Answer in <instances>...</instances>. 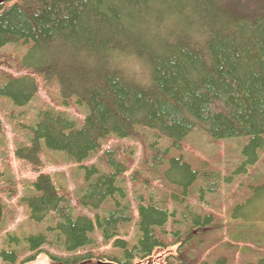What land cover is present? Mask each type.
<instances>
[{
    "label": "trees",
    "instance_id": "obj_1",
    "mask_svg": "<svg viewBox=\"0 0 264 264\" xmlns=\"http://www.w3.org/2000/svg\"><path fill=\"white\" fill-rule=\"evenodd\" d=\"M9 45L18 52L15 68L26 73L0 71L3 113L18 119L14 109L26 106L40 83L56 87L60 106L87 109L78 126L60 107L43 104L27 125L29 137L15 145L16 159L36 165L48 151L82 167L107 138L137 137L143 168L174 188L130 199L123 185L138 170L129 143L105 146L73 193L39 173L20 207L36 222L51 216L55 227L38 236L33 253L1 249L0 262H28L47 244L80 250L49 253L50 264H138L159 248L169 250L166 264H232L229 241L203 255L206 235L234 243L256 238L237 223L230 234L210 213H177L171 203L182 205L194 187L199 201L217 190L218 174L207 162L175 152L190 133L211 141L247 137L244 153L253 160L264 150V0H1L0 53ZM146 129L155 136L147 139ZM161 137L170 140L164 148ZM177 163L188 174L172 179L167 170ZM9 182L0 193L12 196L17 188ZM7 213L12 209L0 202V225ZM131 223V235L122 232ZM94 233L111 251L99 250ZM255 254L240 264H264Z\"/></svg>",
    "mask_w": 264,
    "mask_h": 264
},
{
    "label": "rangeland",
    "instance_id": "obj_2",
    "mask_svg": "<svg viewBox=\"0 0 264 264\" xmlns=\"http://www.w3.org/2000/svg\"><path fill=\"white\" fill-rule=\"evenodd\" d=\"M11 47L10 45L6 46L0 53V71L6 70L12 74L26 73L24 69H16L15 56L18 52ZM2 52H6L7 55H2ZM31 74L38 77L35 73ZM40 85L37 94L26 106L14 109L15 114H18V119L14 116H8L7 112L3 113L0 107V188L5 189V185L10 183L9 181H12L17 188L12 196H8V193H0V202L7 208L12 209V213H7L0 225V251L5 248L10 251L23 252L29 247V253H33L34 249L32 250V247L37 243L38 236L40 234L48 235L51 232L49 228L55 227V222L51 216L36 222L29 217L26 209H21L20 196L25 194V188L28 187L29 181L34 179L39 173L47 172L53 175L61 185L67 187L70 193H73L82 184V173L85 176L86 168L97 162L96 159L106 149L105 146L115 147L129 143L131 148H133L132 155L136 159L133 168L138 170L137 177L133 179L134 182L130 183L131 179H128L123 185L130 199H139L144 194L145 196L150 195V193L154 194L153 189L155 188L161 193L170 195L172 188H174L171 184H167L160 179V176L155 178L154 174L152 175L150 171L143 168L140 162L143 149L141 141L137 137L121 138L113 135L107 138L103 142V148L92 153L91 158L87 159L82 167L48 151L39 154V161L36 165L22 159H16L14 155L15 145L24 143L26 138L29 137V134L27 136L26 133L27 125L34 122L35 114L40 108H43V104L60 107L68 116L76 120L78 126L81 125L87 114L86 107L79 103L69 105L61 103L60 106V99L53 84L46 86L40 83ZM7 104L6 109H10L11 105ZM20 111L22 113H19ZM143 132L147 139L155 136L154 131L151 129H146ZM156 139L160 148L166 147V141L167 143L170 142L167 137ZM247 141V137L244 136L211 141L201 132L194 131L186 137L181 148L175 150L176 153L181 152L186 156H190L193 160L198 159V162H207L211 168L210 171L218 174V179L216 180L218 182L217 190L215 192H204L203 200L199 201L197 199L198 189L194 187V195L190 196L182 205L172 202L171 206L177 208V213L183 209L194 214L199 212L203 214L210 213L219 222L225 225L227 223L226 228L231 229L230 234L235 233L240 225L243 228L255 231L254 233L250 231V234L256 238H249V240L238 243H234L229 236L224 234L222 235V240H216L217 236L213 232L206 235L208 237L206 239L208 246H205L203 255L209 254L215 247H220L222 242L229 241L234 245V247L226 248L228 255L235 258L232 264L250 262L254 252H256L255 256L259 255V257L264 258V150H258L256 152V160H253V153L249 155L244 153ZM147 163L151 164V160ZM100 169V171H105L107 168L105 169L102 166ZM187 171L186 168L178 166L177 163L173 166L169 165L167 173L172 179H178L179 175H182L181 177L187 176ZM142 179H145V181ZM213 186L215 187V185ZM155 194V197H158V193ZM73 201H75L74 198L72 199ZM233 214H235V218ZM236 223L240 225H236ZM134 227V223H131L123 225L121 229L122 232H126V230L130 232ZM8 233L12 236L11 239L6 238ZM94 238L98 240L99 250L111 251L109 245L100 241L97 233H94ZM42 248L43 251L34 259L28 262H18V264H50L49 253L67 256L80 251L66 253L58 247L47 244L42 246ZM243 250L245 252H242ZM168 253L169 250L166 248L155 249L151 256L138 261V264H166L165 260ZM0 264L6 263L0 262Z\"/></svg>",
    "mask_w": 264,
    "mask_h": 264
},
{
    "label": "flooded vegetation",
    "instance_id": "obj_3",
    "mask_svg": "<svg viewBox=\"0 0 264 264\" xmlns=\"http://www.w3.org/2000/svg\"><path fill=\"white\" fill-rule=\"evenodd\" d=\"M80 264H88V262L87 261H83Z\"/></svg>",
    "mask_w": 264,
    "mask_h": 264
},
{
    "label": "water",
    "instance_id": "obj_4",
    "mask_svg": "<svg viewBox=\"0 0 264 264\" xmlns=\"http://www.w3.org/2000/svg\"><path fill=\"white\" fill-rule=\"evenodd\" d=\"M1 1V0H0Z\"/></svg>",
    "mask_w": 264,
    "mask_h": 264
}]
</instances>
